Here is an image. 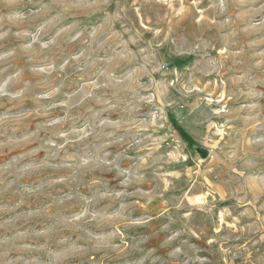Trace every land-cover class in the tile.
I'll return each mask as SVG.
<instances>
[{"label": "rangeland", "instance_id": "374dc122", "mask_svg": "<svg viewBox=\"0 0 264 264\" xmlns=\"http://www.w3.org/2000/svg\"><path fill=\"white\" fill-rule=\"evenodd\" d=\"M0 264H264V0H0Z\"/></svg>", "mask_w": 264, "mask_h": 264}]
</instances>
